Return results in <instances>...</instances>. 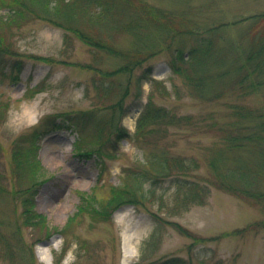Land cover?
Returning <instances> with one entry per match:
<instances>
[{
    "label": "trees",
    "instance_id": "16d2710c",
    "mask_svg": "<svg viewBox=\"0 0 264 264\" xmlns=\"http://www.w3.org/2000/svg\"><path fill=\"white\" fill-rule=\"evenodd\" d=\"M0 10V28L5 25L9 29L12 21L20 19H41L63 30L65 44L75 38L87 45L94 54V62L79 66L95 72L98 77L95 86L104 98L114 94L111 78L125 76L124 82L117 85V99L104 107L112 114L119 111L117 122L113 115L96 120L98 109L56 114L40 120L18 144L17 147L25 149V159L21 161L22 152L16 151L14 171L16 177L26 182L8 190L6 198H11L15 216L3 217L4 231L0 222L1 259L8 264H34L32 244L28 246L23 241V230L36 235V241L40 242L54 233L66 235L83 212L95 220L106 221L125 204L141 206L155 222L154 230L140 248L141 261L147 259V252L165 223L199 241V237L179 224L149 210L145 203L151 196L149 191L153 196L155 187L162 182L173 187V207L168 209L171 215L190 205L204 204L210 186L264 210V99L260 105L245 102L251 96L264 97V11L226 21L216 0H180L176 7H165L152 0H0ZM232 31L235 35H231ZM120 35L130 38L126 47L118 45ZM4 39L0 33V59L16 55L13 45ZM162 52L167 55L166 63L171 71L183 79L189 95L209 103L231 100L225 103L230 109L226 118H212L207 128L214 129L218 137L205 155L209 176L197 173L199 160L174 154L162 142L170 126L193 123V117L178 116L167 107L157 105L151 94L136 120L134 131L130 134L120 125V119L129 109L122 104L131 84L135 82L140 88L153 71L149 59ZM98 53L115 59L112 69L104 70L95 65L99 64V57L95 55ZM4 63L6 65L7 60L3 66ZM21 66L19 59L12 60L15 79ZM84 116L88 119L84 120ZM90 123L97 138L88 146L82 144L81 135ZM195 123L199 126L201 121ZM62 129L75 133L74 151L83 157L94 154L99 160L102 154H108L106 148H114L122 138L138 144L142 155L136 168L127 169L122 182L110 186L106 198L97 200L92 193L80 192L75 212L63 227H57L34 209L37 188L49 177L35 155L38 139ZM24 138L32 142L27 145ZM16 203L19 213L14 209ZM252 229L264 230V219L238 232ZM80 249L81 246L76 249V259L81 257ZM66 250L64 246L60 253L52 254L54 264H60ZM145 264H184V261L178 256H165Z\"/></svg>",
    "mask_w": 264,
    "mask_h": 264
},
{
    "label": "rangeland",
    "instance_id": "374dc122",
    "mask_svg": "<svg viewBox=\"0 0 264 264\" xmlns=\"http://www.w3.org/2000/svg\"><path fill=\"white\" fill-rule=\"evenodd\" d=\"M152 1L165 7H176L180 0ZM216 1L220 3L221 16L226 21L264 11V0ZM0 33L6 42L13 45L16 54L0 59V222H3V217L15 216L11 209L12 200L6 198L8 190L26 182V179L16 177L14 171L16 151L22 152L19 154L21 161L25 159V149L17 147L23 137L47 116L81 110L98 109L96 120L113 115L117 122L119 111L112 114L104 107L117 99V85L124 82L125 76L111 78L114 94L104 98L102 91L95 86L98 78L95 72L79 66L93 63V52L75 38L70 44H65L61 28L41 19H20L12 21L9 29L2 25ZM231 35L235 32L232 31ZM117 40L119 46L126 47L130 38L120 35ZM95 55L99 57V64H95L98 67L106 70L115 65L113 57L105 53ZM166 57L162 52L149 59L153 71L142 81L139 89L135 82L131 84L122 104L129 109L120 119V125L131 134L151 94L157 105L167 107L178 116L193 117V123L181 122L170 126L162 142L174 154L199 160L197 173L209 176L205 155L207 148L218 137L214 129L207 128L212 118H226L225 114L230 109L225 103L231 100L209 103L192 97L183 79L167 65ZM13 59L22 63L16 79V70L11 69ZM263 99V96L257 95L248 97L245 102L260 105ZM87 119L88 116H84V120ZM196 120L201 121L199 126ZM92 124L83 130V145L90 146L97 138ZM24 139H27V145L32 142L29 138ZM75 139V133L62 129L36 141L35 159L49 177L37 188L34 209L44 215L49 224L57 227H63L75 212L80 192L92 193L97 200L106 198L110 186L122 182L127 169L136 168L142 155L138 144L122 138L114 148H106L108 154H102L99 161L94 154L87 157L77 155L74 151ZM172 191L171 185L162 182L155 187L153 196L149 191L151 196L145 203L150 211L179 224L199 237V241L165 223L158 239L147 252V259L142 261L139 259L140 248L154 230L155 222L146 210L133 204L120 206L106 221L95 220L89 213L83 212L66 235L54 233L39 242L36 235L29 234L25 229L22 238L26 245L32 244L34 264H54L52 254L60 253L64 246L67 250L60 264L74 261L77 264H145L165 256H178L184 264H264V230L238 232L264 219V210L259 206L210 186L204 204H193L171 215L168 209L173 207ZM14 209L19 213L18 203ZM2 229L4 231V225ZM6 230L9 231V228ZM80 246L81 257L76 259V249ZM25 256L29 261V254ZM0 264L8 263L0 258Z\"/></svg>",
    "mask_w": 264,
    "mask_h": 264
},
{
    "label": "bare ground",
    "instance_id": "6f19581e",
    "mask_svg": "<svg viewBox=\"0 0 264 264\" xmlns=\"http://www.w3.org/2000/svg\"><path fill=\"white\" fill-rule=\"evenodd\" d=\"M49 243H50V242H49ZM49 243H48V244H49Z\"/></svg>",
    "mask_w": 264,
    "mask_h": 264
}]
</instances>
